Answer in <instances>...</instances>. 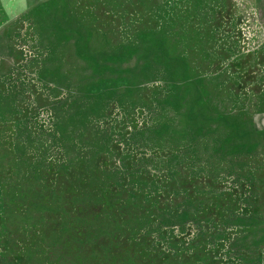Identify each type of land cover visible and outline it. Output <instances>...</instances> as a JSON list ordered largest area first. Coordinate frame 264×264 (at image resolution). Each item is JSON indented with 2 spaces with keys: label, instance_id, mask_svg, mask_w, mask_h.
I'll use <instances>...</instances> for the list:
<instances>
[{
  "label": "rangeland",
  "instance_id": "1",
  "mask_svg": "<svg viewBox=\"0 0 264 264\" xmlns=\"http://www.w3.org/2000/svg\"><path fill=\"white\" fill-rule=\"evenodd\" d=\"M166 1L167 6L163 0H133L142 16L139 11L133 21L124 20L123 27L124 23L120 22L113 37L105 38L101 35L106 32L103 26L118 25L117 21L107 25L110 23L107 14L115 20L116 16L111 12L123 11L124 0H0V179L5 190L16 192L9 199L11 211L8 214L0 199L7 230L4 233L3 229L1 239L18 233L15 237H20L23 244L16 249L12 247L13 255L27 253L31 246L29 236L34 234L25 236V226L27 223L31 226L32 222L22 211L29 203L19 195L22 191L17 178L22 180L24 175H29L30 179L32 173L34 176L44 169L41 165L46 164L48 171L51 163L49 177L56 175L54 166L57 171L63 170L64 162L71 172L72 168L78 167L77 159L83 154L87 153L93 161L92 153L96 147L104 149L108 169L112 171L110 176L115 179L119 176L117 181L124 178L122 159L136 166L139 172L145 166L142 157L147 152L146 143L142 141L144 136L138 133L147 123V112L142 116L137 108L136 115L126 119L120 109L104 106L101 101L97 103L86 97V93L76 92L77 96L73 97L66 86H69V80L77 81L71 74L77 71L72 63L78 60V45H89L96 56L107 55L119 41L136 40L137 34L141 33L157 53L156 40L160 31L161 35L172 39H169L172 45L164 52L174 59L184 54L187 58L217 221H211V240L203 231L204 222L191 228V221H187L188 231L170 227L163 219L173 212L174 203L171 197L163 196L159 204L157 197L152 201L151 209L138 214L140 227L145 229L154 254H146L133 264H264V27L239 0ZM127 27L131 30L129 33ZM138 51L144 52L140 48ZM63 70L70 71L66 82L61 80ZM94 96L90 94V97ZM215 103L232 112L235 124L233 122V129L228 132L233 139L248 145L247 151L242 149L246 155L238 157V164H228L223 157L220 136L224 135L225 128L222 132L217 129ZM124 104L130 106L131 99L126 98ZM167 116L159 114L158 122H168ZM28 128L33 129L30 132L38 139L35 141L47 139L53 131L56 140H59L57 136L69 140L72 148L65 153L58 145L52 148L46 141L43 146L32 148L27 145ZM44 152L48 154L44 155ZM154 157L157 161L162 159L159 155ZM102 161L106 165L104 156ZM148 165L146 171L156 175L155 168L149 162ZM247 173L248 179L245 178ZM163 174L169 180L165 171L154 177L159 179ZM120 181L126 186L123 180ZM231 189L236 203L228 196ZM138 196L137 200L143 201L144 207L147 194ZM204 205L209 206L210 202L190 206L195 211ZM155 207L160 210H153ZM177 208L179 213L183 211V207L178 205ZM187 213L191 215L192 212ZM176 217L180 218V215ZM150 219L155 223L147 224ZM202 232L203 243L196 242L190 249L191 242ZM171 234L179 243L177 247L184 246L189 251L188 256L182 254L185 259L178 255L183 248L172 256L162 246ZM208 241L210 252L205 258L206 253L199 251ZM146 251L149 252V246ZM138 252L143 254L141 250ZM54 254L57 257L56 251ZM3 260L0 261L7 264L8 261ZM32 261L33 264L46 262L39 257ZM9 262L25 264L14 259Z\"/></svg>",
  "mask_w": 264,
  "mask_h": 264
},
{
  "label": "trees",
  "instance_id": "2",
  "mask_svg": "<svg viewBox=\"0 0 264 264\" xmlns=\"http://www.w3.org/2000/svg\"><path fill=\"white\" fill-rule=\"evenodd\" d=\"M163 1L167 6V1ZM138 7H135L133 0H124L123 11L117 14L111 12L115 14V20L110 18L109 13L107 14L109 17L107 19H110L107 25L114 24L115 21L118 25L115 23L110 27L103 26L107 33L102 32L101 35L105 38L113 37L114 32L120 27V22L133 21L139 11L142 16ZM124 25L125 23L121 27ZM126 30L128 33L131 31L129 27ZM159 34L158 38L154 36L155 39L157 38V53L154 52L151 42L144 40L141 33L135 37L137 41L132 38L119 41L112 51H106L107 55L96 56L91 52L89 45H78L76 47L78 60L72 63L74 70L77 67V71L71 74L77 81L69 80V86H66L68 93L73 97L81 92L86 93V97L93 98L97 103L101 101L104 106L120 109L126 119L132 117L137 108L142 116L147 112V123L142 127V132L138 133L144 136L142 141L146 143L144 146L147 152L142 157L145 166L139 172L136 166L122 159L124 178L117 181L119 176H116V179L113 175L110 176L112 171L108 169L104 149L96 147L92 153L94 160L90 161L87 153L83 154V157L77 159L78 167L72 168L71 172L65 167L66 162H64L63 170L57 171L54 166L56 175L49 177L51 163L48 165V171L46 164L41 165L44 169L38 171L39 174L34 173V176L32 173L30 179L29 175H24L22 180L17 178V183H21L19 189L22 191L19 195H22L23 201L28 200L29 203L26 205L23 202L25 205L22 211L29 215L32 222L31 226L29 223L26 224L25 236L32 232L34 234L29 236L31 246L27 248V253L13 255L12 247L16 249L23 243L20 237H15L17 232L5 235V238L1 239L3 229L4 233L7 230L4 227L0 208L2 215L0 260L8 261L7 264H10L9 260L12 259L33 264L32 260L39 257L44 258L45 264H133L136 259L146 257V254H154L153 250H150L151 242L146 239L145 229L140 227L138 214L143 210L151 209V203L157 197L160 204L163 196L171 197V201L176 204L175 206L172 203L173 212L167 214V219H163L167 225L188 231L185 227L187 221H191L189 222L191 228L204 222L203 231L208 233L210 240L213 238L210 233L211 221H217L214 218L217 214L211 202L214 201L213 187L210 183L206 153L202 143L198 105L194 102L196 98L191 87L190 73L187 71L189 68L187 58H184V49V55H179L176 59L170 54L167 55L165 52L170 44L172 45L170 43L172 39L169 40L167 35H161L160 31ZM138 46L144 52L140 53ZM69 72L63 70L61 80L66 82L70 78ZM48 79L50 80V77ZM83 88H86L87 92ZM90 94L96 96L90 97ZM126 98L131 99L130 106L124 104ZM213 110L217 129L222 132L225 128L224 135L220 136L223 157L228 164H238V157L245 154L242 149L247 151L248 145L235 141L228 132L233 129L232 112L216 103ZM161 113L168 115V122H158ZM30 131L33 129L30 128L26 140L27 145L32 148L43 146L45 141L50 143L52 148L58 145V148L65 153L72 148L69 140L66 141L59 136H57L59 140H56V133L53 131L42 141H35L38 139L36 136L32 137ZM46 154L48 152H44V155ZM158 155L161 156V161H157L154 157ZM103 156L106 165L102 163ZM28 158L26 154V161ZM148 162L155 168L156 175H161L165 171L169 175V180L164 176L165 173L158 179L154 177L156 175L146 171L145 168L150 167ZM44 173L46 174L43 175ZM248 176L249 173L245 178L248 179ZM120 180H123L126 186ZM246 182L249 183L248 180ZM25 185L27 188L24 189ZM205 187L206 192H204ZM231 190L228 196L231 202L236 203L234 191ZM12 193L16 194L15 191ZM12 193L5 190V184L0 179V199L4 201L3 209L5 208L7 214L11 211L9 199ZM142 193L147 194V203L144 207H142L143 201L137 200L138 195ZM150 194H154L153 197H150ZM206 202H210V205L197 207L195 211L190 206ZM178 205L183 207L181 213L177 208ZM152 209L160 210L157 207ZM186 210L192 212L191 215ZM177 213L180 218L176 217ZM154 223L155 221L150 219L147 224ZM133 224L140 230L137 231ZM213 232L217 234L215 230ZM203 241V232L198 233L189 248L193 249L196 242L203 243ZM209 243L210 241L206 242L199 251L206 253L205 258L210 252ZM177 244L179 243L176 237L171 234L162 246L172 256L178 249L183 248L184 251L178 255L185 259L186 256L182 254L188 256L189 251H186L184 246L177 247ZM147 246L149 252L146 251ZM139 250L143 254L139 255ZM54 251L58 253L57 257ZM138 255L140 257H137ZM0 264L3 263L0 261Z\"/></svg>",
  "mask_w": 264,
  "mask_h": 264
},
{
  "label": "crops",
  "instance_id": "3",
  "mask_svg": "<svg viewBox=\"0 0 264 264\" xmlns=\"http://www.w3.org/2000/svg\"><path fill=\"white\" fill-rule=\"evenodd\" d=\"M242 7L249 11H252L260 22V25L264 27V0H239Z\"/></svg>",
  "mask_w": 264,
  "mask_h": 264
},
{
  "label": "built area",
  "instance_id": "4",
  "mask_svg": "<svg viewBox=\"0 0 264 264\" xmlns=\"http://www.w3.org/2000/svg\"><path fill=\"white\" fill-rule=\"evenodd\" d=\"M255 16V15H254Z\"/></svg>",
  "mask_w": 264,
  "mask_h": 264
}]
</instances>
